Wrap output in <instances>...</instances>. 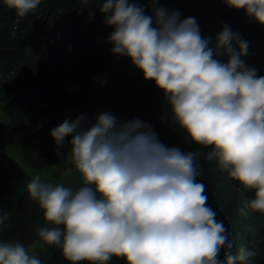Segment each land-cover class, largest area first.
Listing matches in <instances>:
<instances>
[{"label":"clouds","instance_id":"9594fccd","mask_svg":"<svg viewBox=\"0 0 264 264\" xmlns=\"http://www.w3.org/2000/svg\"><path fill=\"white\" fill-rule=\"evenodd\" d=\"M222 2L264 25V0ZM0 3L23 18L42 0ZM79 3L82 11L99 5L104 24L113 28L112 53L130 58L154 81L168 100L171 122L193 143L210 147L206 159L254 193L242 214L264 215V76L241 59L248 43L225 25L210 47L195 18L180 20L178 11L156 8L155 0L154 17L130 0ZM223 55L227 62L217 58ZM83 120L66 119L51 131L58 147L72 136L71 163L82 185L42 182L39 173L26 185L43 213L37 236L44 244L60 248L70 264H108L113 257L125 264H254L259 253L247 245L218 259L231 245L207 206L205 186L196 182V153L165 147L139 120L118 125L108 112L88 128ZM8 219L0 214V226ZM0 264L43 262L23 243L8 241L0 242Z\"/></svg>","mask_w":264,"mask_h":264},{"label":"trees","instance_id":"16d2710c","mask_svg":"<svg viewBox=\"0 0 264 264\" xmlns=\"http://www.w3.org/2000/svg\"><path fill=\"white\" fill-rule=\"evenodd\" d=\"M164 1L155 0V5ZM135 3L145 11L154 6L153 0ZM80 6L79 0H42L34 14L21 18L0 3V214L9 215L0 226V242L18 241L31 247L39 240L37 230L45 221L26 185L33 175L58 169L66 161L72 136H66L58 147L51 131L66 119L71 123L81 117L73 110L85 105L115 56L108 43L113 28L104 24L99 5L83 11ZM225 25L248 43V53L241 57L245 65L255 68L258 77L264 76V25L243 9L228 6L219 12V32ZM217 58L222 62L228 59L226 55ZM112 81L118 86L112 85L104 94L109 100L142 113L139 121L146 123L165 147L196 153V182L205 186L207 206L225 226L231 245L221 248L218 259L224 261L247 245L259 253L254 264H264V215L241 212L254 193L244 191L220 171L215 160L206 159L210 147L193 143L171 122L164 92L154 81L145 80L142 71ZM102 108L118 113L117 108ZM65 112L72 114L61 115ZM34 255L43 264H70L56 246L46 245ZM108 264L125 261L113 257Z\"/></svg>","mask_w":264,"mask_h":264},{"label":"rangeland","instance_id":"374dc122","mask_svg":"<svg viewBox=\"0 0 264 264\" xmlns=\"http://www.w3.org/2000/svg\"><path fill=\"white\" fill-rule=\"evenodd\" d=\"M130 2L135 3V0H130ZM224 6L225 4L222 0H165L161 4L155 5L156 8L167 9L169 13L178 11L180 13V20L189 17L195 18L202 38H209V46L213 48L216 43L215 38L218 33H220L217 26L219 12L227 7ZM145 15L154 17V6L149 7L145 11ZM153 26H155V23ZM137 71L141 70L132 64L130 58L115 54L106 72L93 86L86 99L85 105L73 110L78 111L81 116L84 117L82 127H91L95 123L96 118L105 112L111 113L115 116L118 125L132 120H142L143 115L139 111L118 106L104 95L107 91L113 88V78L119 77L122 74L130 75ZM106 106L117 108L118 113L102 108ZM69 114L72 113H61L63 116H68ZM40 175L42 182H50L53 185L63 183L65 186L72 187L73 189L78 188L83 183L80 173L75 170L74 165L71 163L70 155L58 169H54L53 171L45 170L44 172H41ZM34 176L35 175H33V177ZM48 227H52V225H48ZM44 247H46V244L39 239L37 243L28 247V249L29 252L34 255L38 249Z\"/></svg>","mask_w":264,"mask_h":264}]
</instances>
